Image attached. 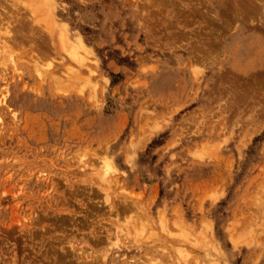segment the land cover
Wrapping results in <instances>:
<instances>
[{
  "label": "rangeland",
  "instance_id": "374dc122",
  "mask_svg": "<svg viewBox=\"0 0 264 264\" xmlns=\"http://www.w3.org/2000/svg\"><path fill=\"white\" fill-rule=\"evenodd\" d=\"M217 1L0 0V264H264V30Z\"/></svg>",
  "mask_w": 264,
  "mask_h": 264
},
{
  "label": "bare ground",
  "instance_id": "6f19581e",
  "mask_svg": "<svg viewBox=\"0 0 264 264\" xmlns=\"http://www.w3.org/2000/svg\"><path fill=\"white\" fill-rule=\"evenodd\" d=\"M261 0H231L230 3L223 2L222 0L217 1V5L214 7H211V9L208 10L206 7L204 10L201 11V13L198 12V14H203V16L211 17L210 20H215L224 27H229L231 22L238 24L237 28L239 30L246 29V23L249 21L252 24H255L253 27L251 26V29L255 27V30H257L258 26L261 27L264 30V16H262L263 20L256 19L257 21L254 22L253 17H258L261 13L264 12V2ZM3 2V1H2ZM33 2V1H32ZM229 2V1H228ZM204 5V4H203ZM217 6V7H216ZM1 8V7H0ZM201 9V8H200ZM195 11V10H194ZM262 11V12H261ZM197 12V10H196ZM2 13V12H1ZM211 13V14H210ZM5 15V14H4ZM263 15V14H262ZM199 16V15H198ZM202 16V15H201ZM5 19V18H4ZM6 20V19H5ZM210 22V21H209ZM213 22V21H212ZM212 25V24H210ZM257 25V26H256ZM216 27V26H215ZM223 27V29H224ZM219 28V27H218ZM232 28V27H231ZM217 29V28H216ZM260 29V28H259ZM18 30V29H17ZM243 31V30H242ZM261 31V30H260ZM259 31V32H260ZM218 32V31H216ZM255 32V31H254ZM264 32V31H263ZM252 34V33H251ZM254 34V33H253ZM257 34V33H256ZM217 35V34H216ZM263 35V33H262ZM63 36V35H62ZM214 36V35H213ZM238 36V35H237ZM9 37V36H8ZM212 37V36H210ZM216 37V36H214ZM1 38V37H0ZM12 38V37H11ZM217 38V37H216ZM264 38V36H263ZM69 38L65 35L63 38V41H67ZM15 40V38H14ZM213 40V39H212ZM218 40V39H217ZM236 40V39H235ZM237 41V40H236ZM10 42V41H9ZM210 42V41H209ZM264 42V39H263ZM11 43V42H10ZM195 43V42H194ZM199 43V42H198ZM234 43V42H233ZM1 44V42H0ZM1 47L4 45H0ZM6 46V45H5ZM66 46V45H65ZM0 47V48H1ZM194 47V46H193ZM200 47V46H199ZM201 48V47H200ZM203 48V47H202ZM207 49V48H206ZM249 49V48H248ZM248 49L245 51L247 53ZM207 51V50H206ZM76 53V52H75ZM209 53V52H208ZM257 55V54H256ZM261 55V54H259ZM258 57V55H257ZM261 57V56H259ZM80 64H84L85 60L81 58L78 59ZM250 74V73H249ZM257 77V76H256ZM204 235V234H203ZM203 237V236H202ZM205 239V238H204ZM197 242V241H196ZM199 245V244H198ZM208 245V244H207ZM213 246V245H212ZM156 264V263H155Z\"/></svg>",
  "mask_w": 264,
  "mask_h": 264
}]
</instances>
